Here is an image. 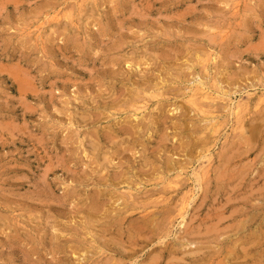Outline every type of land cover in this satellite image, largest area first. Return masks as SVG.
I'll return each instance as SVG.
<instances>
[{"label": "rangeland", "instance_id": "1", "mask_svg": "<svg viewBox=\"0 0 264 264\" xmlns=\"http://www.w3.org/2000/svg\"><path fill=\"white\" fill-rule=\"evenodd\" d=\"M260 220L264 0H0V264L217 261Z\"/></svg>", "mask_w": 264, "mask_h": 264}, {"label": "bare ground", "instance_id": "2", "mask_svg": "<svg viewBox=\"0 0 264 264\" xmlns=\"http://www.w3.org/2000/svg\"><path fill=\"white\" fill-rule=\"evenodd\" d=\"M147 62V61H146ZM133 63V62H132ZM150 63V62H149ZM135 66V65H134ZM164 81V80H163ZM144 82V81H143ZM142 82V83H143ZM143 85V84H142ZM145 85H146V83H145ZM147 86V85H146ZM140 87V86H139ZM141 88H142V86H141ZM142 90V89H141ZM131 96V95H130ZM127 99H129V98H127ZM135 99V98H134ZM147 99V98H146ZM125 100V99H124ZM144 100V99H143ZM178 108V107H177ZM84 117V116H83ZM261 124H262V122H261ZM257 125V124H256ZM182 126V125H181ZM258 126V125H257ZM256 126V127H257ZM128 128V127H127ZM258 128V127H257ZM256 128V129H257ZM215 129H216V127H215ZM256 129H254V128H250V132H251V135H253V133H255L256 132ZM139 130V129H138ZM255 131V132H254ZM130 132V131H129ZM253 137V136H252ZM255 140V139H254ZM191 141V142H190ZM189 141V143L187 144L188 145V147L190 148V147H192V148H190L191 150H194L193 148L195 147L196 148V146H198V145H200L199 143H202V145L203 146H201V147H204V145H205V142H204V140H201V138L200 139H196V140H190ZM255 144V143H254ZM92 146H94V145H92ZM184 147V146H183ZM201 147H198V149L199 148H201ZM93 148V147H92ZM96 149V148H95ZM98 149V148H97ZM208 149V148H207ZM196 151V150H195ZM204 151V150H203ZM93 152V151H92ZM183 154V153H182ZM201 154V153H200ZM205 154V153H204ZM199 155V154H198ZM187 156V155H186ZM207 156V155H206ZM234 156H237V155H234ZM133 157V156H132ZM204 157V156H203ZM220 160V159H219ZM111 161V160H110ZM221 161H222V159H221ZM224 161V160H223ZM176 162V161H175ZM227 162H229V161H227ZM146 163V162H145ZM170 163V162H169ZM219 163H222V162H219ZM168 164V163H167ZM166 164V165H167ZM226 164H228V163H226ZM172 165V167L174 166L173 164H171ZM176 165V164H175ZM223 165V164H222ZM242 165V164H241ZM221 166V165H220ZM240 166V165H239ZM235 167V166H234ZM232 168V167H231ZM220 170V169H219ZM225 171V170H224ZM226 172V171H225ZM222 173H224V172H222ZM237 176V175H236ZM223 178V177H222ZM195 179H197V178H195ZM199 179V178H198ZM201 179V178H200ZM223 179H225V176H224V178ZM203 180V179H202ZM217 180V179H216ZM221 180V179H220ZM108 181V180H107ZM130 181V180H129ZM226 181V180H225ZM218 182H220V181H218ZM221 182H222V180H221ZM135 185V184H134ZM235 187V186H234ZM201 190V189H200ZM216 197V196H215ZM222 197V196H221ZM244 203V202H243ZM246 203V202H245ZM249 203V202H248ZM129 207V206H128ZM128 207L126 206V204H125V208H124V213L126 214L127 213V210H128ZM231 207H233V206H231ZM221 208H223L222 210H224V211H227L228 210V208H230V207H227V205L225 204V205H223V206H221ZM93 209V208H92ZM132 210H135V208L133 209L132 208ZM231 210V209H230ZM235 210V209H234ZM232 211L231 212V214L229 215V217H230V219L231 220H235V219H237L236 217H239V216H241L242 215V213L241 212H239V211ZM98 211V210H97ZM131 212V211H130ZM216 212H218V211H216ZM223 212V211H222ZM133 214V213H132ZM217 214H221V213H217ZM226 214V213H225ZM138 215V214H137ZM137 215H132V216H127V215H125V216H123V219H129V220H133V218L136 220V219H138V220H141V224H140V226L139 227H137V229H138V231L140 230V232H142L143 231V228L144 227H147V225H149V227H150V225L152 224V223H149L148 224V222H146V220H144L143 219V217H137ZM182 215H183V213H182ZM214 215V214H213ZM223 215V214H222ZM245 215V214H244ZM224 216H226V215H224ZM218 217V216H217ZM222 217L223 216H220L219 215V217H218V221H217V223L215 224L216 226H218V224H220V222L222 221ZM246 218V217H245ZM227 219V218H226ZM229 219V220H230ZM256 219V218H255ZM255 219H254V217L253 218H249V219H247L246 220V222H248V223H250V225H254L253 223H255L256 221H255ZM225 221V220H224ZM261 221V220H260ZM258 222L257 224H255L256 226H257V230H258V233L257 232H251L250 233V235L246 238V240H242L243 241V244H246L247 246L246 247H242V249H238L237 248V245H236V243L238 244V241L236 242V240H234L236 243H233V245H228L229 247L226 249V251H225V254H224V256L221 258V259H218L217 261H215V259H217L218 258V256L220 255V251H219V255L215 258L214 257V254L215 255H217L216 253H212V254H210V253H208L209 254V256L206 258L205 256H202V254L200 255V256H198V257H196L197 255H198V253H199V251H193L192 252V254L194 255L192 258H190L189 259V263H185V258H176V257H172V259H170V260H168V261H166V263L165 264H247L248 263V257H250V260H249V264H255V260L253 259L254 257H253V253H251V252H254V251H256V247H257V245H260L259 244V242L260 241H264V221H261V222ZM223 222V221H222ZM86 225V224H85ZM89 225V224H88ZM221 225H223L222 223H221ZM220 225V226H221ZM238 225V224H237ZM208 226H209V224H208ZM212 226H213V224H212ZM211 226V227H212ZM141 227H143V228H141ZM189 227V226H188ZM238 227V226H237ZM155 228H156V226H155ZM155 228H153L152 230H149L148 228H147V230L148 231H150L152 234L153 233H155V232H157L156 231V229ZM206 228H209L210 229V227H206ZM218 228V227H217ZM232 228V227H231ZM199 229V228H198ZM213 229V228H212ZM215 229V228H214ZM223 229V228H222ZM188 231H190V230H188ZM198 231V230H197ZM196 231V232H197ZM200 231V230H199ZM211 231V230H210ZM209 231V232H210ZM256 231V230H255ZM187 232V231H186ZM190 232H192V231H190ZM194 233H195V231H194ZM201 233V232H200ZM205 233H208V231L207 232H205ZM212 233V232H211ZM211 233H208V234H211ZM221 233V232H220ZM143 234H145V233H143ZM157 234H158V232H157ZM193 234V233H192ZM196 234V233H195ZM216 234V233H215ZM146 235V234H145ZM154 235V234H153ZM186 235H187V233H186ZM189 235V234H188ZM187 235V236H188ZM201 235H202V233H201ZM206 235V234H205ZM220 235V234H219ZM185 236V235H184ZM186 236V237H187ZM213 236H214V234H213ZM135 237H137V236H135ZM134 237V238H135ZM140 237V236H139ZM193 237H195V236H193ZM217 237V236H216ZM134 238H132V239H128V240H125V241H121V240H117V241H115V242H111L110 244H111V247H110V249L111 250H114L117 254H120L121 255V257H127L128 255H130V254H133V253H135V246H136V244H137V241H133V239ZM159 238H161V236L160 237H158V239ZM189 238V237H188ZM197 238H199V237H197ZM116 239V238H115ZM190 239V238H189ZM202 239V238H201ZM215 239V238H214ZM113 240V239H112ZM192 240V239H191ZM211 240H213L212 238H211ZM237 240H239V239H237ZM193 242H194V240H192ZM262 241V242H263ZM197 242V241H196ZM198 242H199V239H198ZM203 243V242H202ZM151 244V243H150ZM189 244H190V241H189ZM197 244V243H196ZM199 244V243H198ZM197 244V245H198ZM239 244H240V242H239ZM163 246H161V247H159L158 249H159V252H158V256H156L155 258H153L152 260H150L149 262H148V264H162L163 262H164V258H165V256H170L171 254H173L174 252L172 251V250H170V249H168V246H167V244L166 243H164V244H162ZM196 245V246H197ZM200 245V244H199ZM179 246V245H178ZM227 246V245H226ZM200 247H202V245L200 246ZM206 247V246H205ZM223 247V246H222ZM225 247V246H224ZM197 248H199V246L197 247ZM196 248V249H197ZM157 249V248H156ZM223 249V248H222ZM222 249H220V250H222ZM259 249V248H258ZM202 250V249H201ZM201 250H200V252H201ZM225 250V249H224ZM192 251V250H191ZM216 251V250H215ZM214 251V252H215ZM223 251V250H222ZM259 252V251H258ZM202 253V252H201ZM221 253V254H222ZM257 253V252H256ZM255 253V254H256ZM207 254V255H208ZM254 254V255H255ZM187 255V254H186ZM190 255V254H189ZM203 255H205V254H203ZM257 255V254H256ZM256 257V256H255ZM264 259V258H263ZM259 260V259H258ZM263 261V260H262ZM261 262V261H260ZM263 263H264V261H263ZM262 263V264H263ZM257 264V263H256Z\"/></svg>", "mask_w": 264, "mask_h": 264}]
</instances>
